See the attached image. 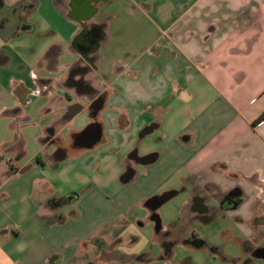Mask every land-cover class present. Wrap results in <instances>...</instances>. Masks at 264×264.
<instances>
[{
  "label": "crops",
  "instance_id": "crops-1",
  "mask_svg": "<svg viewBox=\"0 0 264 264\" xmlns=\"http://www.w3.org/2000/svg\"><path fill=\"white\" fill-rule=\"evenodd\" d=\"M13 7L20 24L0 30V118L9 117L15 134L2 131L0 149L13 154L17 167L0 154V264L139 263L102 258L97 239L106 253L120 240L121 252L151 259L145 248L154 246L158 255L159 241L154 226L143 230L152 223L143 203L189 190V178L218 192L238 189L237 208L222 220L237 234H223L264 241V120L253 124L264 111V0H0V11ZM37 16L45 25L38 26ZM94 25L103 33L93 84L107 91L99 111L102 140L54 159L47 128L56 114L49 106L60 94L48 90V81L77 73L81 54L73 44ZM33 103L39 119L31 117ZM38 120L40 150L20 162L25 143L17 128ZM84 121L78 109L60 134L79 131ZM132 149L127 177L121 161ZM43 156L54 169L72 160L85 184L75 191L72 203L82 199L73 211L66 210L72 203L54 204L63 196L49 189L54 176L45 172ZM118 176L119 190L104 195L99 185Z\"/></svg>",
  "mask_w": 264,
  "mask_h": 264
},
{
  "label": "flooded vegetation",
  "instance_id": "flooded-vegetation-1",
  "mask_svg": "<svg viewBox=\"0 0 264 264\" xmlns=\"http://www.w3.org/2000/svg\"><path fill=\"white\" fill-rule=\"evenodd\" d=\"M21 22L18 7L0 11V30L8 32L11 28L15 29ZM103 38L102 26L94 25L90 29L83 31L77 36L75 47L81 54L75 65V75L71 78L62 80H49L48 90L57 88L56 91L60 95L51 98L49 110L55 112V116L47 128L48 144L55 147L52 157L58 159L67 153H73L76 148L85 147L90 149L94 144L102 140V123L99 117V111L104 105L107 91L100 87H94L93 84L100 76L96 74V66L94 61L98 57V42ZM87 55V57H86ZM86 60L87 62H85ZM71 86L74 88V95L63 90V87ZM80 109L85 119L79 131H69L67 134H60L65 124L72 120L73 114ZM19 107L11 109L14 116L13 124L17 125L19 119L17 114ZM19 139L7 144L6 147L13 148L17 145ZM136 149L130 150L121 161L124 166L125 176H130V158L134 157ZM15 161L16 159L13 158ZM143 161V159H139ZM191 186L189 190L183 186L178 191H167L150 196L144 201L147 209L145 220H150L154 224V228L159 241V254L156 259L145 257V252L138 255H128L117 248L120 240L114 241L109 247L111 252L106 253L105 244L100 240H95L98 250L102 251V258L117 259L118 261H128L134 259L139 264H151L156 261L158 264L170 263L173 257V248L178 245H185L190 248H205L206 245L199 238L195 225H208L212 221L225 220L229 211L237 208L239 200L238 189L228 192H218L213 189L210 184H202L197 186L192 178H189ZM185 194L186 199L183 204V211L177 219L174 227L162 228L159 210L162 205L168 201L172 195L178 196ZM77 193H71L62 199H57L54 204L60 208H64L72 203ZM56 218H63V212L57 211ZM143 222V221H141ZM242 249L237 255L221 256L226 264H256L259 260L264 261V241L257 240V236L249 239L241 240ZM88 264H96V258L88 261ZM179 264H190L188 259H184Z\"/></svg>",
  "mask_w": 264,
  "mask_h": 264
},
{
  "label": "rangeland",
  "instance_id": "rangeland-1",
  "mask_svg": "<svg viewBox=\"0 0 264 264\" xmlns=\"http://www.w3.org/2000/svg\"><path fill=\"white\" fill-rule=\"evenodd\" d=\"M35 21L37 22L38 26L45 25L44 20L41 16H37L35 18ZM36 39V38H35ZM34 39L29 41L32 43V46H34ZM40 40H36V44H38ZM28 45H31L28 43ZM31 47V46H29ZM37 48V47H36ZM69 50V49H68ZM64 52V55H61L60 59L66 60L68 59V51ZM35 103H33V107H30V114L31 117L39 119L41 117V113L39 112V108L35 107ZM43 124V123H42ZM40 120L30 123L29 125L18 127L17 130L23 134L24 139V155L21 157L20 162H24L28 159H31V156L38 150H40V143L38 140L39 133H41V126H42ZM10 127V128H9ZM5 128V129H4ZM5 130V134L13 137L15 134V129L10 126L9 123V117L5 119V117L0 118V133ZM0 154L5 157L8 155L11 158H14L13 154L7 151H1ZM42 154V152H41ZM43 160L46 163V173L49 175V177L54 176V179L52 180L53 184L51 187H49L50 190H53L55 194L58 196L66 197L72 192H77L83 187H85V184L82 181H78L76 179V172L75 168L73 167L72 160H65L62 162L61 166L58 169H54L49 164V161L46 160L45 156H43ZM5 161V160H4ZM32 161H35V159H32ZM63 169V170H62ZM121 176H118V179L112 181L108 185H99L102 193L106 196L112 195L115 192L119 190L121 187ZM180 182V178L177 180V185ZM175 184V185H176ZM185 194L174 196L170 198L167 202H165L162 207L160 208V218H161V225L165 226L168 223L177 220L179 215L181 214V208H182V200L185 197ZM82 197V196H81ZM82 199V198H81ZM79 199L77 202L75 201L72 203V206L67 207L66 210L70 208V210L73 211V208L76 207L81 201ZM75 205V206H74ZM140 212L142 214L145 213L143 208H140ZM84 213V212H83ZM82 215V213H81ZM153 222L151 224H148L145 229L148 230V227H153ZM196 232L199 234V238L204 242L206 245L205 248H190L185 245L178 244L173 248V257L171 258V262L174 264H179L180 261L184 259H188L190 264H226L225 260L221 256V253L223 251L225 252V255H237L239 252H241L242 245L241 241L237 238H231L229 239L228 235L226 234V229H231L235 234H237V229L233 227L232 224H230L228 221H220L216 219L215 221L211 222L208 225H195ZM224 232V234H223ZM149 253V257H152L151 259H154L155 256H157V248L154 246H147L145 248ZM223 250V251H222ZM139 264V263H134ZM151 264H158L156 261L155 263ZM256 264H264L263 260H259Z\"/></svg>",
  "mask_w": 264,
  "mask_h": 264
},
{
  "label": "built area",
  "instance_id": "built-area-1",
  "mask_svg": "<svg viewBox=\"0 0 264 264\" xmlns=\"http://www.w3.org/2000/svg\"><path fill=\"white\" fill-rule=\"evenodd\" d=\"M5 160H6V163L10 165L12 168L17 167V162L10 156L6 157Z\"/></svg>",
  "mask_w": 264,
  "mask_h": 264
},
{
  "label": "trees",
  "instance_id": "trees-1",
  "mask_svg": "<svg viewBox=\"0 0 264 264\" xmlns=\"http://www.w3.org/2000/svg\"><path fill=\"white\" fill-rule=\"evenodd\" d=\"M262 120H264V111L257 117V119L253 122V124H256Z\"/></svg>",
  "mask_w": 264,
  "mask_h": 264
},
{
  "label": "water",
  "instance_id": "water-1",
  "mask_svg": "<svg viewBox=\"0 0 264 264\" xmlns=\"http://www.w3.org/2000/svg\"><path fill=\"white\" fill-rule=\"evenodd\" d=\"M76 41H77V40H76ZM73 47H75V43L73 44ZM75 113H76V112H75ZM75 113H74V114H75Z\"/></svg>",
  "mask_w": 264,
  "mask_h": 264
}]
</instances>
